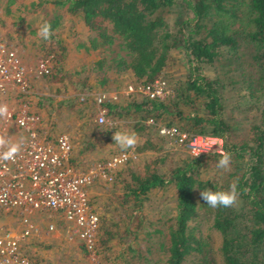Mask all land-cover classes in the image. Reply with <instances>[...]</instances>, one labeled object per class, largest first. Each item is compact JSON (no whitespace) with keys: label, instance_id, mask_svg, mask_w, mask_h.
I'll use <instances>...</instances> for the list:
<instances>
[{"label":"trees","instance_id":"obj_1","mask_svg":"<svg viewBox=\"0 0 264 264\" xmlns=\"http://www.w3.org/2000/svg\"><path fill=\"white\" fill-rule=\"evenodd\" d=\"M182 1L190 16L181 19L179 28L173 33L165 30L157 12L171 6L174 0H38L36 5L51 3L81 18L90 35L80 46L84 50L100 52L93 63L94 69L102 72L100 84L106 81L104 73L108 70L128 72L137 85H145L156 78L163 79L161 76L169 50L179 49L187 66L181 77L168 84L172 90L171 97L149 99L141 94L132 96L131 93L123 104L106 100L101 104L105 116L109 121L122 114L134 119L131 122L133 131L139 135L146 128L154 130L153 126L144 124L147 118L187 133L216 135L222 139L223 151L231 153L232 171L220 184L200 176V169L208 168L220 159L215 152L189 156L172 167L166 176L157 173L148 162L142 164L139 173L129 172L128 179L122 184L123 200L131 202L129 216L134 215L133 210L140 207L141 198L150 190L171 185L175 191L174 215L165 231L153 229L151 232L159 234L156 250L161 254V258L152 263L183 264L192 255L190 264H264V0ZM207 18L210 22L205 25L203 21ZM56 19L57 16L49 21L52 29L56 26ZM201 30L204 34L198 36ZM241 48L249 50L246 59L240 60L238 50ZM46 52L48 54L51 50ZM221 54L228 55L226 61L236 66L248 97L258 103L251 101L246 108L255 111L259 121L250 125L249 136L245 140L234 139L236 121L224 107L221 80L201 70L202 65H214ZM49 58L52 66L44 75L54 82L62 81V51L52 52ZM66 81L69 82L68 79ZM74 84L75 87L86 88L85 80ZM96 125L103 133L115 129L106 122ZM155 145L146 137L132 150L155 149ZM236 180L241 191L236 206L212 208L205 202L198 205L195 202V191L201 192L206 188L227 190ZM244 189L248 191L244 192ZM199 208L203 209V214L211 216V228L220 235L218 262L207 239L192 233L190 222L198 215ZM139 224L140 218L136 219L135 228ZM100 229L104 237L96 235L95 255L108 250V242L116 235V232L103 230L99 219ZM122 233L119 236L121 249L112 255L111 262L150 264L152 248L147 246L141 250L137 246L136 229L126 226ZM128 237L131 238L124 240Z\"/></svg>","mask_w":264,"mask_h":264},{"label":"rangeland","instance_id":"obj_2","mask_svg":"<svg viewBox=\"0 0 264 264\" xmlns=\"http://www.w3.org/2000/svg\"><path fill=\"white\" fill-rule=\"evenodd\" d=\"M37 2L38 0H0V42L12 47L28 70L29 93L25 100L31 106L30 108L39 113L45 129L51 135L64 134L68 138L71 144L69 163L80 170L92 168L97 163L125 152L112 139L115 131L134 132L131 123L134 119H128L123 114L121 117H114L111 121L107 118L106 123L115 129L108 133L101 132L100 126H97L94 121L97 111L93 103L94 97L102 94L105 98H111L114 95L116 98L113 102L123 104L129 100L131 94L124 93L125 86L137 84L132 81L128 72L113 73L110 70L105 71L106 81L100 84L102 72L95 70L93 64L94 60L100 56V52L84 50L80 46L86 43L90 35L81 18L78 15L68 14L63 7L47 2L38 6ZM157 14L161 16L165 30L170 33L179 28L178 23L181 19L190 16L182 0H174L171 6L159 10ZM55 16H57V22L52 29L53 35L49 41H44L37 35L38 28L44 21H52ZM209 22L210 18L203 21L205 25ZM203 34L201 30L198 36ZM48 50L51 52L47 54ZM54 51H62L61 72L64 75L62 81L54 82L44 74L36 73L40 65L52 66L49 57ZM248 52L247 48L239 49L240 60L246 59ZM221 55L220 60L214 65H202L201 70L208 76L215 75L221 80L224 85V107L227 113H230L232 120L236 121L234 139L245 140L249 136L250 125L259 121L255 111L246 109L249 102L255 100L248 97L245 87L240 82V74L236 66L226 61L228 55ZM186 64L179 49L169 50L168 61L161 77L169 84L173 81L172 79H177L185 73ZM81 80H85L87 89L75 87L74 82ZM135 94L139 95L135 91L132 96ZM83 95L84 101H79V97ZM255 103L258 105L256 101ZM233 125H235L234 122ZM137 136V144H141L147 137L150 142L156 144V148H144L140 152H134L133 148L128 149L132 157L111 170L110 179L95 177L88 189L90 202L99 216L102 229L116 232V235L108 242L110 244L108 250L94 256L97 264H118L119 260L112 263L111 257L118 249H121L122 239L119 236L123 234L126 226L129 229H136V243L141 250L147 246L152 248L150 264H153L152 262L157 258H161V254L156 250L159 234L151 232L153 229L164 232L174 215L173 186L164 185L150 190L141 198L140 207L133 210L134 215L129 216L132 210L131 202L123 200L122 184L128 179L129 172L139 173L144 162L150 163L157 173L166 176L172 167L181 164L190 155L183 147L169 146L163 139L159 140L156 131L150 128H146L141 135L137 134ZM232 166L233 162L230 164V170L225 171L217 169L216 163H211L208 168L200 169V176L211 183L220 184L232 171ZM194 199L197 205L204 203L200 197V191L194 192ZM202 211L203 209H198V215L190 222V227L195 236L207 239L218 262L217 248L220 235L211 228V216L203 214ZM47 216V214H31L30 221L35 231L24 239L25 253L38 264H93L89 254L78 246L76 239L68 236L62 229V224L57 217ZM138 218H140V224L135 228ZM48 224L54 226L53 231L48 232L46 229ZM0 226L15 229L19 226V221L14 216H3L0 217ZM148 232L151 233L150 236L146 235ZM97 234L104 237L101 229ZM96 239L98 241L97 237ZM192 261L193 256L190 255L183 264H190Z\"/></svg>","mask_w":264,"mask_h":264},{"label":"built area","instance_id":"obj_3","mask_svg":"<svg viewBox=\"0 0 264 264\" xmlns=\"http://www.w3.org/2000/svg\"><path fill=\"white\" fill-rule=\"evenodd\" d=\"M51 67L40 65L37 74H47ZM139 93L149 99H165L172 90L165 80L156 78L145 85L127 84L124 93ZM29 93V74L15 50L0 42V104H7L9 115L0 118V135L12 142H21L22 147L14 160L0 159V217L14 216L19 221L15 229L0 226V264H37L23 249L24 239L35 227L31 214L55 216L68 236L76 239L78 246L89 254L93 264L95 241L99 227L98 214L93 208L88 189L95 177L110 179V172L129 157L130 151L95 164L92 168L77 169L69 162L71 144L64 134L51 135L36 110L25 100ZM116 97H94L96 124L105 123L107 117L101 104ZM84 101V95L79 97ZM153 126L156 134L169 146H180L190 155L194 147L219 154L223 142L211 144L212 139L222 141L211 134L187 133L175 126H164L153 119L144 121ZM166 130V131H164ZM163 133V134H162ZM207 140L205 148L204 141ZM6 149L0 148V153ZM54 230L52 224L46 226Z\"/></svg>","mask_w":264,"mask_h":264},{"label":"clouds","instance_id":"obj_4","mask_svg":"<svg viewBox=\"0 0 264 264\" xmlns=\"http://www.w3.org/2000/svg\"><path fill=\"white\" fill-rule=\"evenodd\" d=\"M37 35L44 41H49L53 35L52 26L49 22L44 21L38 28ZM9 115V109L7 104H0V118H7ZM166 131V130H164ZM163 134V133H162ZM113 141L119 146L123 151L134 148L138 143V136L135 132L128 130H118L113 133ZM217 142L222 143V141H217L216 139L211 140V144L215 145ZM208 141L205 140V148L207 147ZM22 147L21 142H12L6 139L5 136L0 135V148L6 149L0 153V159L3 160H14L19 154ZM193 155L196 157L202 152H207L206 150H201L200 148L194 147L192 149ZM220 159L216 162V168L229 171L231 164V153L227 151H219ZM247 192L248 189H244ZM241 191L238 187V180L233 181L227 190L213 191L211 189H204L200 192L201 199L206 203L207 206L212 208L223 207L230 208L237 205Z\"/></svg>","mask_w":264,"mask_h":264}]
</instances>
